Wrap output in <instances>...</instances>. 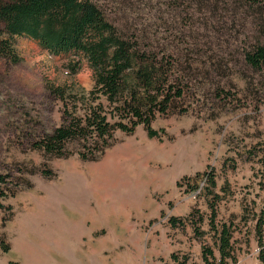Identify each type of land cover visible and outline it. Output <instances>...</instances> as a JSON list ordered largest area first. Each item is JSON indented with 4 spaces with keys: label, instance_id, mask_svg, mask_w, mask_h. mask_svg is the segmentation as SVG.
<instances>
[{
    "label": "rangeland",
    "instance_id": "obj_1",
    "mask_svg": "<svg viewBox=\"0 0 264 264\" xmlns=\"http://www.w3.org/2000/svg\"><path fill=\"white\" fill-rule=\"evenodd\" d=\"M11 42L20 60L0 56V189L5 193L0 199V264H54L71 240L85 241L80 226L90 220L84 217L97 207L96 201L103 206L107 200L105 189L94 190L80 172L104 151L96 150L102 142L94 133L66 141L61 156L45 153L40 141L73 118L83 121L88 113L105 116L110 125L121 118L128 124V113L95 91L82 55H55L23 36ZM75 63L78 70L72 74ZM216 73L217 82L210 83L202 70L191 81V93L155 113L151 126L157 137L137 124L131 132L112 128L106 140L109 147L133 144L135 154L127 164L143 183L142 195L125 200L141 208L131 220L144 232L152 225L164 227L163 217L208 211L212 191L218 196V217H234L239 264H264L253 229V214L264 207V67L231 65ZM90 151L97 161L84 160ZM171 174L174 184L156 187L163 175ZM183 176L192 178L178 187ZM210 177L213 185L207 184ZM118 179L124 183L128 177L120 173ZM102 233L97 230L94 237Z\"/></svg>",
    "mask_w": 264,
    "mask_h": 264
},
{
    "label": "trees",
    "instance_id": "obj_2",
    "mask_svg": "<svg viewBox=\"0 0 264 264\" xmlns=\"http://www.w3.org/2000/svg\"><path fill=\"white\" fill-rule=\"evenodd\" d=\"M14 36L34 40L55 55H82L92 70L95 91L128 113V124L121 118L110 125L96 113L83 121L73 118L45 135L39 147L61 156L66 141L94 133L102 142L96 150L102 153L115 127L131 132L142 124L149 137H157L152 117L191 93V81L202 70L204 79L214 83L216 72L225 73L231 65L262 69L264 0H0V56L18 62ZM77 70L78 63L70 67L72 74ZM97 157L90 151L83 158ZM261 176L264 180V159ZM191 178L183 176L177 186ZM207 182L214 184L212 177ZM208 194V211L170 216L168 222L179 229L191 226L200 244V264H237L234 217L219 218L217 193ZM253 216L264 261V207ZM2 249L7 251V245ZM170 258L186 264L187 255L173 252Z\"/></svg>",
    "mask_w": 264,
    "mask_h": 264
},
{
    "label": "crops",
    "instance_id": "obj_3",
    "mask_svg": "<svg viewBox=\"0 0 264 264\" xmlns=\"http://www.w3.org/2000/svg\"><path fill=\"white\" fill-rule=\"evenodd\" d=\"M134 154L132 143L117 142L104 150L99 161V158L91 160L97 162L86 165L80 171L86 180H90L94 190L105 189L103 197L107 200L103 201V206L96 201L97 207L89 210L84 217L91 223L90 226H80L85 241L71 240L61 251L63 255L54 259V264H174L170 258L173 252L186 254V264H200V244L189 224L184 229L172 227L169 223L158 228L152 225L144 232L138 222L131 220L132 216L142 213L141 208L135 209L125 200L133 195H142L143 183L127 164L133 160ZM120 173L128 177L124 183L118 179ZM173 181L172 174L163 175L156 187H169L174 184ZM124 188L133 193L126 192ZM102 229L100 237L95 238L94 232ZM150 230L161 232L152 234Z\"/></svg>",
    "mask_w": 264,
    "mask_h": 264
},
{
    "label": "built area",
    "instance_id": "obj_4",
    "mask_svg": "<svg viewBox=\"0 0 264 264\" xmlns=\"http://www.w3.org/2000/svg\"><path fill=\"white\" fill-rule=\"evenodd\" d=\"M162 221L165 222V221H166V217H163V218H162Z\"/></svg>",
    "mask_w": 264,
    "mask_h": 264
}]
</instances>
